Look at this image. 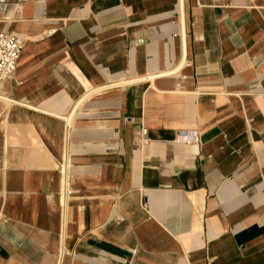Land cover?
Returning <instances> with one entry per match:
<instances>
[{
	"label": "crops",
	"instance_id": "0c3cea01",
	"mask_svg": "<svg viewBox=\"0 0 264 264\" xmlns=\"http://www.w3.org/2000/svg\"><path fill=\"white\" fill-rule=\"evenodd\" d=\"M0 264H264V0H0Z\"/></svg>",
	"mask_w": 264,
	"mask_h": 264
},
{
	"label": "built area",
	"instance_id": "2783aa9c",
	"mask_svg": "<svg viewBox=\"0 0 264 264\" xmlns=\"http://www.w3.org/2000/svg\"><path fill=\"white\" fill-rule=\"evenodd\" d=\"M24 40L17 35L0 32V79H8L15 75Z\"/></svg>",
	"mask_w": 264,
	"mask_h": 264
}]
</instances>
